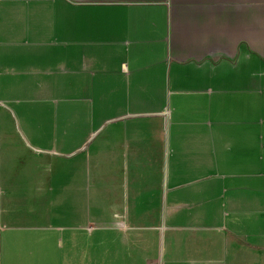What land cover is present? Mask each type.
Returning <instances> with one entry per match:
<instances>
[{"label": "crops", "instance_id": "1", "mask_svg": "<svg viewBox=\"0 0 264 264\" xmlns=\"http://www.w3.org/2000/svg\"><path fill=\"white\" fill-rule=\"evenodd\" d=\"M0 264H264V0H0Z\"/></svg>", "mask_w": 264, "mask_h": 264}]
</instances>
